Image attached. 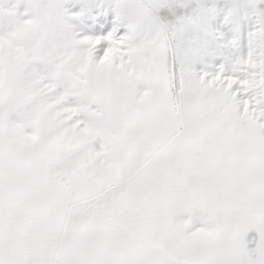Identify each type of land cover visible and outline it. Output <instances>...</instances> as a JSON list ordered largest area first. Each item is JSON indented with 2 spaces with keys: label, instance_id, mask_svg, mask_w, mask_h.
<instances>
[{
  "label": "snow or ice",
  "instance_id": "obj_1",
  "mask_svg": "<svg viewBox=\"0 0 264 264\" xmlns=\"http://www.w3.org/2000/svg\"><path fill=\"white\" fill-rule=\"evenodd\" d=\"M0 264H264V0H0Z\"/></svg>",
  "mask_w": 264,
  "mask_h": 264
}]
</instances>
